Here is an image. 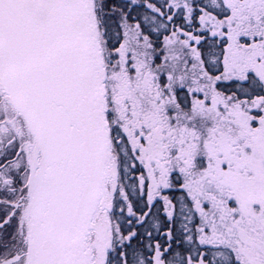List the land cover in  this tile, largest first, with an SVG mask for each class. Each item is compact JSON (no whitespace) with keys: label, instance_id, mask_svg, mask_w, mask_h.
<instances>
[{"label":"snow or ice","instance_id":"6c2138e0","mask_svg":"<svg viewBox=\"0 0 264 264\" xmlns=\"http://www.w3.org/2000/svg\"><path fill=\"white\" fill-rule=\"evenodd\" d=\"M0 264H264V0H0Z\"/></svg>","mask_w":264,"mask_h":264}]
</instances>
